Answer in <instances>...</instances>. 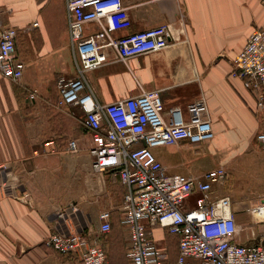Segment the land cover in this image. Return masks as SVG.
<instances>
[{
    "label": "crops",
    "instance_id": "crops-1",
    "mask_svg": "<svg viewBox=\"0 0 264 264\" xmlns=\"http://www.w3.org/2000/svg\"><path fill=\"white\" fill-rule=\"evenodd\" d=\"M124 5L131 27L115 36L164 25L169 44L126 62L110 52L107 63L87 74L97 102L106 105L142 91H159L164 109L179 108L185 121L201 109L211 123L210 141L157 147L153 152L169 174L198 178L223 167L227 179L214 185L211 195L230 198L239 229L237 244L259 242L264 232L258 233L256 226L264 224H256L246 209L264 199V149L256 139L264 132V107L257 110V96L229 74L249 35L264 23L262 0H124ZM0 22L28 31L26 42L20 32L16 44L24 63L31 58L35 67L52 60L65 66L71 62L66 0H0ZM95 28L90 25L89 30ZM26 71L27 66L19 83L0 75V165L6 167L0 170V264H79L75 255H60L45 244L50 234L68 231L40 197L52 170L57 193L69 197L78 209L68 229L90 235L91 244H100L111 264H128V232L120 223L124 193L120 180L112 171L92 170L88 133L80 155L62 160L64 152L39 154L48 140L64 147L58 142L64 143L63 135L51 136L72 126L73 117L52 111L50 95L39 91L40 80L31 85ZM31 88L38 89L32 101ZM66 107L81 111L77 106L60 108ZM102 211L111 215L106 235L98 232ZM158 244L163 246V239ZM167 252L174 263L176 243Z\"/></svg>",
    "mask_w": 264,
    "mask_h": 264
},
{
    "label": "built area",
    "instance_id": "built-area-1",
    "mask_svg": "<svg viewBox=\"0 0 264 264\" xmlns=\"http://www.w3.org/2000/svg\"><path fill=\"white\" fill-rule=\"evenodd\" d=\"M66 19L75 74L58 79V105L81 109L83 127L90 138L92 170L112 171L124 188L120 223L128 232V264H264V233L257 243L237 244L234 238L239 229L230 198L211 195L214 185L225 183L226 170L215 168L198 178L169 174L153 152L157 147L210 141L211 123L201 115L202 110L196 108L185 121L179 108L164 109L159 91H142L102 105L89 83L87 74L107 63L110 52L126 62L165 49L169 44L167 26L115 36L131 27L124 0H66ZM90 25L96 28L89 30ZM19 34V29L0 22V75L14 83L21 82L26 68L17 55ZM229 75L257 96V110L264 107V23L253 30L232 60ZM36 94L32 91L29 99L34 100ZM256 139L264 149V132ZM38 152L77 154L79 145L69 139L59 148L55 141L48 140ZM0 170L6 167L0 165ZM194 193L197 196L191 206L189 199ZM77 210L57 214L68 231L50 234L46 246L60 255H75L79 264H111L104 248L91 244L90 235L68 229V221ZM246 212L256 224H264V199ZM98 218V232L108 234L110 212L102 211ZM157 230L177 239L174 263L155 239Z\"/></svg>",
    "mask_w": 264,
    "mask_h": 264
},
{
    "label": "rangeland",
    "instance_id": "rangeland-1",
    "mask_svg": "<svg viewBox=\"0 0 264 264\" xmlns=\"http://www.w3.org/2000/svg\"><path fill=\"white\" fill-rule=\"evenodd\" d=\"M21 32V40L25 43L26 39L24 40V36H26V34L28 33V31H19ZM23 47V45H22ZM31 62V63H30ZM26 66H27V76L30 77L31 79V85L32 83L34 84L36 81H39V84L37 85L39 91H42L43 94H47L50 95V98L52 99V103L53 106L51 107L52 111H61L63 113L69 114L71 117L70 118L71 122L73 123L72 126H70L69 128L63 130L61 129L60 132L54 134L51 137H55L56 139H60L59 135L62 136L61 138L64 141V143L59 142V144H65L67 139H77L79 141V146L81 148V150L77 153V154H68V153H64L65 155H61L59 157H61V159H66V157L69 156H77L80 155L84 146L86 147V143L87 138V132L85 130V128L83 127L82 123H83V119H84V115L83 113L77 109L76 107H66V108H60V106L58 105V88H57V83H58V79L60 77H66V78H71L74 76L75 74V68L73 66L72 60L71 62H68V66H65L61 60L58 61H47L46 64L42 65V66H36L35 67V63L36 61L31 58V60L25 62ZM29 74V75H28ZM71 76V77H68ZM37 89V88H36ZM35 88H31V91L36 90ZM37 89V90H38ZM36 90V91H37ZM38 91V93H39ZM41 93V92H40ZM59 107V108H58ZM67 110V112H66ZM75 128L74 130H70L72 127ZM52 139V138H51ZM61 139V141H62ZM63 153V152H61ZM68 154V155H67ZM57 157V156H55ZM54 158V157H53ZM65 161V160H64ZM51 172V171H50ZM53 174L50 177H46V182H47V186L44 195H40L41 199L44 198L45 199V204L49 205V207H51L54 210V214L56 216L57 219V214L58 213H62L64 211H70L72 208H76L75 203H72L71 200L69 199V197L67 196H61L57 193L56 188L53 186L54 183V178H55V172L54 170H52ZM204 173V172H203ZM201 173V174H203ZM74 216V214H73ZM72 220V218L70 219ZM256 220V219H255ZM256 230L258 233H263L264 232V225H260V226H256ZM155 239H157L158 241L163 239V248L166 249V245H174L175 244V239L174 238H170L166 235L163 234L157 230L155 233Z\"/></svg>",
    "mask_w": 264,
    "mask_h": 264
},
{
    "label": "trees",
    "instance_id": "trees-1",
    "mask_svg": "<svg viewBox=\"0 0 264 264\" xmlns=\"http://www.w3.org/2000/svg\"><path fill=\"white\" fill-rule=\"evenodd\" d=\"M165 235L168 236V237H170V238H171V237L174 238V239H175V243H176V247H177V239H176L174 236H171V235H168V234H165ZM166 247H167L166 249L168 250V248L171 247V245H166ZM170 258H171V257H170V253H169V259H170Z\"/></svg>",
    "mask_w": 264,
    "mask_h": 264
}]
</instances>
